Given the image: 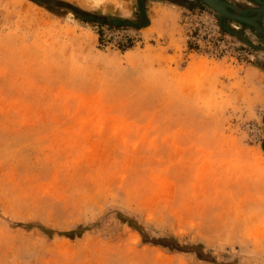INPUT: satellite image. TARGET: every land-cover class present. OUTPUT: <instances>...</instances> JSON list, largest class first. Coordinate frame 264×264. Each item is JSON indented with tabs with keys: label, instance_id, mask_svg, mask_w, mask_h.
I'll return each mask as SVG.
<instances>
[{
	"label": "rangeland",
	"instance_id": "obj_1",
	"mask_svg": "<svg viewBox=\"0 0 264 264\" xmlns=\"http://www.w3.org/2000/svg\"><path fill=\"white\" fill-rule=\"evenodd\" d=\"M40 1L0 0V264H264V46L196 0Z\"/></svg>",
	"mask_w": 264,
	"mask_h": 264
},
{
	"label": "trees",
	"instance_id": "obj_2",
	"mask_svg": "<svg viewBox=\"0 0 264 264\" xmlns=\"http://www.w3.org/2000/svg\"><path fill=\"white\" fill-rule=\"evenodd\" d=\"M28 1L34 3L35 5H37V6L41 7V8H44L49 13L57 15L55 13L54 9L50 6V4L43 3L40 0H28ZM140 12H141L142 16L140 18H138V19H135V21L130 24L132 27H134L137 30L146 28L149 25L148 18L144 14L143 8L141 7V5L139 6V15H140ZM75 14H76V19L82 20L83 23H89L90 21H92L90 18L85 16V14H80V13L79 14L75 13ZM121 21H124V23L126 25H128V23H127L128 21L127 20L121 19ZM98 36L101 39L102 35L99 32H98ZM127 42H128V46H127L126 49H129V48H131V45H129L131 42H129V41H127ZM262 150L264 152V147H262ZM119 220L123 224H127L129 227H131L132 229L137 231L141 235L142 241H143L144 244L150 243V244H152L154 246H160V247L166 248V249H168L170 251H180L181 252V251H184V249H191L189 252H194L198 259L214 263L211 260L210 256H208L207 254H204L202 252L203 246L201 244H198L196 246H192L191 248H186V247L180 246L178 244L177 240L175 238H173V237L159 238V239H156V240L155 239L149 240L147 238L143 228H141L139 225H137L134 220H132L130 218H127V217L123 216L122 214H119ZM16 226L17 227L28 228V229H32V227H33L31 225H24V224H16ZM37 228L40 229L41 231H43L47 235L54 234V232L52 230H48V229H46V228H44L42 226H37ZM80 232H81V230H79L77 232L76 231H71V232L57 233V234L60 235V236H66V237L72 239V236H74L75 234H80Z\"/></svg>",
	"mask_w": 264,
	"mask_h": 264
},
{
	"label": "water",
	"instance_id": "obj_3",
	"mask_svg": "<svg viewBox=\"0 0 264 264\" xmlns=\"http://www.w3.org/2000/svg\"><path fill=\"white\" fill-rule=\"evenodd\" d=\"M196 1L201 2L202 4L206 5L210 10L213 11L219 26L221 25L222 21L226 20V19L245 23V24H248L250 26L254 25V24L253 25L250 24L245 17H242L240 15H234V14L230 13V10L233 11L234 13H238V12L234 9L233 5H231L228 2H224L223 0H196ZM253 1L260 8L250 9L251 11L249 10L246 13H243V15L250 13V14H253L256 16L259 14V12L261 11L260 9L263 7L262 3H264V0H253ZM263 20H264V15H262L260 21H263Z\"/></svg>",
	"mask_w": 264,
	"mask_h": 264
},
{
	"label": "flooded vegetation",
	"instance_id": "obj_4",
	"mask_svg": "<svg viewBox=\"0 0 264 264\" xmlns=\"http://www.w3.org/2000/svg\"><path fill=\"white\" fill-rule=\"evenodd\" d=\"M171 1V0H168ZM175 2H177L178 0H174ZM224 1V0H223ZM226 2V1H225ZM249 2L252 4L250 6H248V8H236L234 7V9L238 12V13H234L233 11L230 10V12H232L234 15H240L242 17H245L246 19H252V21L256 24V28L254 26H250L248 24L245 23H241L238 21H233V22H237L239 25V30L241 31H248V33H250V35L253 37L251 38L252 40H254L255 42H250V44L252 46H255L257 48L264 46V22L260 21L262 15L260 16H255L253 14H246L243 15V13H246L247 11H249L250 9L253 8H260L258 7V5L253 1V0H249ZM263 2V1H262ZM264 5V3H262ZM251 11V10H250ZM227 20V19H226ZM229 20V19H228ZM232 21V20H231ZM256 44V45H255Z\"/></svg>",
	"mask_w": 264,
	"mask_h": 264
},
{
	"label": "crops",
	"instance_id": "obj_5",
	"mask_svg": "<svg viewBox=\"0 0 264 264\" xmlns=\"http://www.w3.org/2000/svg\"><path fill=\"white\" fill-rule=\"evenodd\" d=\"M138 1H140V2H142V0H138ZM145 2H147V4H149V3H153V4H161V3H163V4H167V6H169V7H173L174 6V4L176 3L174 0H171V1H168V0H144ZM143 1V2H144ZM224 1H226V2H228V3H230L231 5H233L234 7H236V8H248V6H250V5H252L250 2H249V0H224ZM144 2V3H145ZM141 5V4H140ZM142 7V6H141ZM148 13V12H147ZM147 13L144 11V14L146 15V17L148 18V17H150V22H152V19H151V16H154V13L153 12H150V14L148 13V15H147ZM156 15L158 16V13H156ZM142 16V14H141V12H140V15H139V13H138V15H134L133 16V19H138V18H140ZM116 17H122L123 18V16H116ZM131 19V18H130ZM263 22H264V20H263ZM237 24V25H234V24ZM226 25H229V26H227L228 28H226ZM150 25H148L146 28H143V29H140L139 31H142V30H144V29H147L148 27H149ZM233 27H237V30H239V25H238V23L237 22H233V21H230V20H223L222 21V23H221V25H220V28H221V30H222V32L224 33V32H228L229 34H233V36L235 35V36H239V33H241V32H239V31H237V30H233ZM244 40V39H243ZM248 40H249V37H248ZM247 46H248V48H254V46H252L251 44H249V42H247Z\"/></svg>",
	"mask_w": 264,
	"mask_h": 264
},
{
	"label": "bare ground",
	"instance_id": "obj_6",
	"mask_svg": "<svg viewBox=\"0 0 264 264\" xmlns=\"http://www.w3.org/2000/svg\"><path fill=\"white\" fill-rule=\"evenodd\" d=\"M199 2V1H198ZM225 2V1H224ZM263 5V4H262ZM261 11L259 12V14L257 15V16H260V15H264V5H263V7L260 9ZM230 13H232V12H230ZM233 14V13H232ZM248 20V22L250 23V24H254L253 26L256 28V24L252 21V19H247ZM264 160V159H263Z\"/></svg>",
	"mask_w": 264,
	"mask_h": 264
},
{
	"label": "built area",
	"instance_id": "obj_7",
	"mask_svg": "<svg viewBox=\"0 0 264 264\" xmlns=\"http://www.w3.org/2000/svg\"><path fill=\"white\" fill-rule=\"evenodd\" d=\"M216 29L221 30L220 26H216ZM234 29L237 30V27H233V30H234ZM221 32H222V30H221Z\"/></svg>",
	"mask_w": 264,
	"mask_h": 264
}]
</instances>
